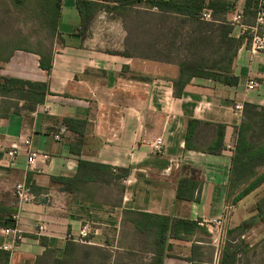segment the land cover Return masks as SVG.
I'll use <instances>...</instances> for the list:
<instances>
[{
  "label": "crops",
  "instance_id": "obj_1",
  "mask_svg": "<svg viewBox=\"0 0 264 264\" xmlns=\"http://www.w3.org/2000/svg\"><path fill=\"white\" fill-rule=\"evenodd\" d=\"M26 1L16 6L23 9ZM88 1L42 5L37 0L35 12L47 25L59 4L50 25L52 49L15 48L7 56L2 51V77L46 84L47 94L33 109L21 101L20 109L0 114V206L16 211L17 183H29L33 193L19 225L22 239L14 241L0 227V251L9 253V264H57L68 244H87L113 255H138L140 264H150L158 227L144 224L141 214H148L200 226L168 239L164 264H229L225 250L233 256L230 264H264L263 224L239 229L257 215L240 208L251 194L237 203V192L230 194L245 107H264V52L253 55L243 41L231 66L237 85L193 78L177 97L179 60L154 59L147 49L132 52L134 30L126 14L142 17L148 10ZM224 1L240 9L246 2ZM234 15L231 9L219 18L240 41L239 28L231 24ZM253 22L244 16L245 25ZM249 80L258 87L246 91ZM235 104H242L241 116L231 112ZM191 121L196 123L190 127ZM26 137L40 154L31 167ZM158 138L164 140L161 152L153 147ZM219 139L221 151L214 153ZM228 206L232 212L223 237L201 224Z\"/></svg>",
  "mask_w": 264,
  "mask_h": 264
},
{
  "label": "trees",
  "instance_id": "obj_2",
  "mask_svg": "<svg viewBox=\"0 0 264 264\" xmlns=\"http://www.w3.org/2000/svg\"><path fill=\"white\" fill-rule=\"evenodd\" d=\"M18 1V0H15ZM42 5L50 4V0H40ZM103 2L106 6L112 5L113 8H134L144 7L148 12L156 9L157 14L165 19L172 17L179 18L181 21L190 24V29L185 34L189 40L190 48H200L206 45L212 49L211 58L206 56L197 60L179 61L180 77L174 82L176 88V96L180 97L184 86L193 78H211L216 82H220L229 86L238 84V77L231 73V66L235 56L237 45H241L244 39L236 41L232 36V26L226 19H220V14H226L231 9L234 10L235 5L224 0H89L91 5L93 2ZM258 0H246L243 9L244 16L249 15L254 18L255 24L256 10ZM235 4V3H234ZM57 12H50V25L54 27L57 19L59 4L53 5ZM210 10L211 20H203L204 10ZM147 12V11H146ZM143 13V16L150 15ZM139 18L140 12H135ZM251 25V26H252ZM53 30V28H52ZM180 37L182 34L176 29H172V35ZM208 33L212 35H207ZM213 33L215 35H213ZM218 38V39H217ZM178 43H168L167 52H177ZM3 48L0 45V58ZM172 53V52H171ZM169 55V54H168ZM171 56V55H170ZM167 62L173 59H161L152 57ZM42 68H50L41 62ZM16 94L19 101H25L29 109L35 108L36 104L44 101L47 94L46 84L34 83L30 81L2 77L0 75V97ZM196 122L191 121L190 127ZM221 139V138H220ZM217 143V146L212 150L215 152L221 151L222 142ZM105 168V167H103ZM64 182V180H62ZM264 184V107L257 110L256 107L246 106L244 110V119L238 131L237 142L235 145V154L233 158V167L230 179V194L238 192L233 202L237 203L256 190L260 189ZM243 187V188H242ZM178 195L180 196L179 192ZM257 215L251 218L250 221L261 222L264 226V196L256 203ZM16 211L0 206V227L14 228L15 221L13 215ZM144 216V224L156 225L158 232L153 236L152 244L154 248V257L150 264H164L166 257L170 256L167 251L171 249V244L168 239L183 238L180 233L191 234L199 230L200 226L195 221L185 219H175L141 214ZM247 222V221H246ZM249 222V220H248ZM245 222L239 227L244 229ZM252 224V225H253ZM143 230V229H142ZM81 248L76 244H68L65 255L57 261V264H68L70 257L77 253ZM83 249V248H82ZM226 259L231 261V254L225 250ZM10 255L5 251H0V264H9ZM227 260V261H228ZM228 263L230 264V262Z\"/></svg>",
  "mask_w": 264,
  "mask_h": 264
},
{
  "label": "rangeland",
  "instance_id": "obj_3",
  "mask_svg": "<svg viewBox=\"0 0 264 264\" xmlns=\"http://www.w3.org/2000/svg\"><path fill=\"white\" fill-rule=\"evenodd\" d=\"M18 1L0 0V45L5 50L4 55L7 56L10 50L15 48L49 51L52 49L55 37L50 25L44 23L42 17L35 12L37 0H27L23 9L21 6L19 8L16 6ZM149 14L146 17L139 16V18L136 15L134 17L126 14V19L132 24L134 30L130 42L131 45H135L132 51L134 54H144L142 50L147 49L150 57L161 59L192 61L206 56L211 58L212 49L206 45L197 49L190 48L188 34H185L190 29L189 23H185L176 17L160 18L156 9ZM172 29H176L184 35L176 37L177 35L174 33L175 37H173L171 36ZM207 35L212 34L208 33ZM213 35L215 34L213 33ZM142 38L145 43L141 46ZM170 42L178 43L177 52H167V46ZM16 97L15 93L0 97V114L20 109L21 101ZM263 196L264 186L245 200L244 205L240 207L242 214L257 213L256 203ZM253 223H255L253 220L245 222L244 228L247 229L250 225L254 226ZM102 249L86 244L83 249L81 248L70 257L68 264H140L138 255H113L108 250Z\"/></svg>",
  "mask_w": 264,
  "mask_h": 264
},
{
  "label": "built area",
  "instance_id": "obj_4",
  "mask_svg": "<svg viewBox=\"0 0 264 264\" xmlns=\"http://www.w3.org/2000/svg\"><path fill=\"white\" fill-rule=\"evenodd\" d=\"M234 11L235 15L231 20V24L239 28L240 31L238 35L241 36L244 39V43L249 46L250 52L253 55L259 52H264V0L257 1L255 24L252 26L245 25L243 9L235 7ZM202 17L203 20L210 21V10H204ZM257 87L258 83L256 81L249 80L246 84V91L254 90ZM231 112H234L236 115L241 116L243 114L242 104H235L233 107H231ZM56 138H58V136H56ZM24 144L27 147V163L31 167L40 156V154L32 148L30 138H24ZM153 147L154 150L161 152L164 149L163 138H158L155 141ZM16 150L17 149L9 151L8 155L10 157H14ZM15 196L18 201V207L15 214L13 215L15 227L5 229V235L11 237L14 241L22 239V231L19 229V225L21 223L22 216L25 213L26 205L31 203L33 199V193L30 184L27 182L17 183L15 186ZM231 212L232 207L228 206L220 217L208 221H203V223L201 224L212 226L216 229L217 234L223 237L225 234V226L229 221ZM80 234L83 238L87 237V227H84ZM3 249L8 251L11 249V246L9 244H6L4 245Z\"/></svg>",
  "mask_w": 264,
  "mask_h": 264
}]
</instances>
